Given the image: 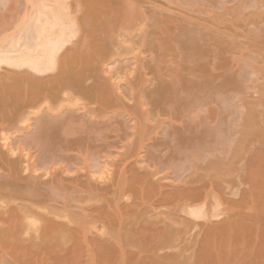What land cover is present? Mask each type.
<instances>
[{"label": "bare ground", "instance_id": "6f19581e", "mask_svg": "<svg viewBox=\"0 0 264 264\" xmlns=\"http://www.w3.org/2000/svg\"><path fill=\"white\" fill-rule=\"evenodd\" d=\"M156 1L13 0L0 14V129L19 110V116L35 115L33 127H13L20 131L16 149L0 148V264H250L255 253L264 264V244L252 245L262 234L257 227L248 249L229 240L232 227L247 228L248 216L245 223L230 217L199 222L180 213L200 216L191 207L198 199L200 208L211 205L216 192L205 168L174 184L168 170L153 176L155 164L170 168L175 158L152 155L150 164L139 165L146 140L170 146L179 160L205 153L203 142L194 139L199 143L190 149L185 132L175 130L191 113L184 100L198 89L180 78L179 68L186 79L194 63L188 46L199 48L200 56L218 46L231 60L243 53L226 9L223 17L213 10L201 17L194 13L200 0ZM116 69L134 76L120 85ZM152 74L159 82L150 87ZM144 99L154 106L165 102L167 118L162 110V119L149 112ZM116 108L119 114L111 115ZM179 113L187 118L178 121ZM164 123L169 130L158 131ZM42 166L46 170L37 173ZM161 202L177 214H156Z\"/></svg>", "mask_w": 264, "mask_h": 264}, {"label": "rangeland", "instance_id": "374dc122", "mask_svg": "<svg viewBox=\"0 0 264 264\" xmlns=\"http://www.w3.org/2000/svg\"><path fill=\"white\" fill-rule=\"evenodd\" d=\"M158 1L159 2H156L160 4H162L163 1V4H165L166 2L165 0ZM200 2L201 3L199 4L198 1L196 3L197 7L199 6L198 11L195 12L194 7L192 8L194 9L193 11L195 14H197L198 12V15L196 16H201L204 12H207L209 10L218 12L221 15L222 13H224L223 11H229L226 14L224 13V16L226 15V17H229V20L232 17L231 19L234 22L233 28L235 29V34L237 35L236 38L238 39V42H240L239 47L243 50V53H239V55H237L238 59L231 60L229 56L227 58L225 52L218 46L217 48H215L214 46H210L214 47V51L212 50L213 52L208 55L206 54L209 52L205 54L202 53V56H200V54L198 53L200 52L199 48H196L195 50V47H193L191 44L188 46V51L186 52H188L189 55L191 54L190 59L193 60L190 63H195L196 61L198 65L201 63V67L197 66L196 68L197 64L193 63V66H195V68H192L193 66L188 62L189 65H191V68H189L187 72L191 70V73L185 74L187 75V80L185 79V77H182L183 73H186V69L182 67L179 68L180 66L176 67L179 68V71H182V74L180 73L181 80H183L187 84L196 85L198 89L192 90L191 95L186 98L189 99L184 100L185 103L182 101L183 99L181 100L182 102L180 101L185 105H187V102L189 105L190 102L189 106L191 113L187 112L185 114L188 115L189 120L186 119L187 117H185L186 121H182L185 115L180 118L181 113L178 114V119H180L178 121H182V124L185 123L183 128H185L187 123L186 127L188 129L186 128V131H182L180 130L183 129L181 127L182 125L180 126V129H178L176 125L175 130L178 131L177 133H181V135H183V132H185L184 137H186L187 139L185 140V143H188L187 146H190V149L193 148L191 147L193 146V143H199L196 142L197 139L201 143L203 142V146H200L201 149L204 148L203 150L205 153L202 150L204 154L201 156L198 155L199 157L194 160H190L191 157H188L186 160H184L183 158L179 160V154L172 155V148L170 149V146L168 148L165 145L160 144H158V146H151V144L147 143L148 141L146 140V143L143 144V147L141 149L142 161L139 162V165L147 166V164H150L148 160L149 158L151 159L150 156L152 155L157 156L156 158H159L161 160L163 158H166L167 156L171 159L175 158V160H173V164H170V168H165L167 166H165V163L162 164L161 162H158L157 164H155L157 167V171L159 172H157V174L153 176L154 178H156L157 176L161 177L165 173L164 171L168 170V172L170 173H168L169 179L172 180L174 184H183L185 179H189V177L196 175L195 173H197L198 171L201 170L200 172L203 173V170L201 168H205V171H207L204 172L208 174L206 177H209L213 180V190L216 192V195L214 197H210L211 200L209 199L211 205L207 207L205 202L207 203L208 199L206 198V201L205 199H203L206 206L204 205L203 208H200L199 206H202L203 202L201 199H198V201H193L191 207L200 209V211L202 212V214L200 213V216L194 217L192 216V214H184L185 212L183 213L181 211L180 213H182L184 217L192 220H197L199 222H203L202 220H204L205 217L210 218L211 220H213V222H223L224 219L230 217V219L235 221L236 223H242V221L245 223L246 219H243L245 218V216H248V220H246L247 223H245L248 225L247 228H245L244 225L232 227V238H229V240H233V242L231 241V244L233 246L244 245L245 249H248V247L250 246L249 243L250 241H252L251 236H253L255 228L257 227L258 230L262 232V234L264 233V37L257 40L253 39V37H257V33H264V0H200ZM12 3L13 0H0V14L7 13ZM169 5L171 6L172 4ZM175 6L176 5H174L173 8H175ZM193 11H191L190 13L192 14ZM230 12L232 13V15L239 12V15L232 16L230 15ZM255 12L260 13L258 14V16H255ZM221 20L222 18H220L218 22V20L215 18V23L220 24ZM192 53L194 55L198 54L199 56L197 55L196 57H194ZM179 59L180 58L178 57V60ZM207 63H209V67L212 65L211 67L213 68H207ZM2 68L6 67L2 66ZM194 69L197 71L195 72ZM116 70L114 71V77L120 85L125 83L127 79L134 76V73L130 70V72H128V70ZM153 75L154 74L150 76L151 78H153V82L151 80V83H153V85L150 84V87L154 85L156 86L159 82L158 77L155 78V75ZM89 80H91V78ZM79 98L80 97L77 96L74 100H76V102H80L82 98ZM144 100L149 112H152L153 110L155 113L157 111L158 114H161V119L162 117H164L162 115V113L164 112V108L162 109V107H165V102L158 103V105L154 106L152 103L148 102L150 100ZM65 102L66 101H64L63 103ZM175 102L180 103L178 101ZM89 105L92 106L95 105V103L89 102ZM175 105L173 103L174 107ZM178 105H176L177 108ZM45 106V103H42L40 105V109L44 108ZM185 108L187 109V107ZM113 109L114 108L110 110ZM116 109L115 112L109 111V113L111 115H118L120 111H118V109L116 111ZM197 109H199V112ZM160 110H162L163 112H158ZM20 112L21 111L19 110V114ZM171 112L172 115H177L175 114L176 111L174 113L173 111ZM109 113H105L107 114V117L110 116ZM165 113L166 111L163 114L165 115V118H167L166 115L168 116L169 114ZM182 113L184 114V112ZM196 113H198L197 116ZM19 114L18 116L13 117L12 120L10 119L8 121H5L6 127L0 129V148L2 151H4L5 149V146H1L3 143H7L12 146L13 149H16L15 147L17 146V144L15 143L14 138L18 136L20 131H18L17 128L13 127H33L32 117L35 115L30 114L29 116H26L22 114V116H19ZM189 116L191 117L189 118ZM199 116H201L203 120H201V118L200 120H197ZM107 117L105 115V118ZM198 121H200L199 123L203 125H198L199 127L195 126ZM166 130H169V127L165 123L162 124L158 129V131L160 132H164ZM194 130H196L197 132ZM199 130L201 131L199 132ZM202 131L204 133V137L201 134ZM194 139L196 141L193 142ZM25 146L27 147V145ZM11 155L10 156L12 158L15 157L13 154ZM45 170L46 168L42 166L39 167L36 172L40 173ZM96 174L104 175L103 172L100 173L98 171ZM170 176H172V179ZM182 178L184 180H182ZM169 179H166V181H169ZM131 195L132 197L134 196L133 193ZM169 203L161 202L160 204H158L159 206H156V214H158L157 212H159V215L161 217H165L166 213H168L171 217H173L172 213L174 211L171 212L172 204ZM204 211L206 212V214L203 213ZM199 212L197 213V215L199 214ZM180 213L178 216L183 217ZM174 214L175 212L173 213V215ZM252 215L255 216V218L256 216H258L256 221L251 220L253 219ZM249 216H251L252 218L250 219ZM33 217H31V219H33ZM249 219L251 220V222ZM142 222L144 223L145 221ZM260 235L257 240L258 243H254V241L252 242V245L255 244L256 248H260L261 243L264 244V236L262 235V237ZM222 241L221 244L225 248L226 242L223 243L224 241ZM163 251H167V249H164ZM248 255L247 258L250 260L251 257L249 258ZM253 257L255 258V260L251 258L253 263L250 264H260L258 263V256L256 253L253 254ZM245 260L246 259H244L243 261ZM245 262L247 263V261Z\"/></svg>", "mask_w": 264, "mask_h": 264}]
</instances>
